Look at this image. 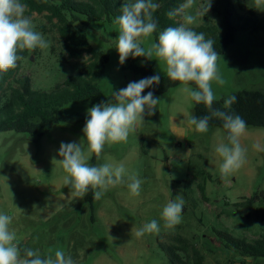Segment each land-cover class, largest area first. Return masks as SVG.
Wrapping results in <instances>:
<instances>
[{"label":"rangeland","instance_id":"obj_1","mask_svg":"<svg viewBox=\"0 0 264 264\" xmlns=\"http://www.w3.org/2000/svg\"><path fill=\"white\" fill-rule=\"evenodd\" d=\"M243 2L259 17H264V6H256L254 0ZM207 3L208 0H195L188 11L194 13ZM213 6L214 0L209 11L189 27L215 24L211 17ZM29 16L34 30L50 44L46 49L26 50L14 81L28 77L33 90L49 93L76 75L80 63L90 56L84 54L81 60H67L58 35L50 29L44 16L36 13ZM178 22H182L180 18ZM42 26L45 31L40 30ZM83 33L91 48L108 58L104 77L96 83L103 96H112V91L142 79L119 62L116 50L119 29L114 22H91ZM152 42H155L154 36L145 40L142 47L147 49ZM150 61L156 75L167 76L163 62L155 57ZM217 66L226 84L220 86L213 82L216 101L243 90L264 89V31L237 32L233 43L220 54ZM183 87L179 85L154 95L160 100L154 114H145L144 121L137 124L127 142L104 146L97 165L123 162L128 172L137 173L143 183L138 197L130 195L127 177L125 183L110 187L100 200L93 199L92 191L94 213L86 196L76 197L64 185L66 173L56 161L61 159L58 151L62 142H81L87 150L83 124L58 123L40 137L1 132L0 213L13 217L10 229L15 230L21 249H39L42 256L48 255L49 249L53 256L55 250L61 249L76 264H170L166 248L174 238L182 237L203 254L204 264H264V258L244 257L225 248L216 235L217 231L227 232L250 243L264 235V221L260 219L264 210V150L253 147L259 143L264 149V128L246 129L240 138L247 150L246 163L222 178L219 172L222 158L215 152L219 143H226L222 129L209 128L206 133L193 130L182 141L173 132L175 125L187 124L192 114L193 101L182 91ZM88 109V103L64 106L71 115H87ZM189 163L211 176L205 184L207 200L201 198L195 184L190 196L178 184L186 180ZM253 195L258 201L247 218L235 204ZM176 196L185 201L181 223L167 229L161 212ZM152 220H157L160 232L137 237L136 231Z\"/></svg>","mask_w":264,"mask_h":264},{"label":"clouds","instance_id":"obj_2","mask_svg":"<svg viewBox=\"0 0 264 264\" xmlns=\"http://www.w3.org/2000/svg\"><path fill=\"white\" fill-rule=\"evenodd\" d=\"M211 2L208 0L206 7L194 13L188 10L193 7L195 0H183L178 7L169 10L167 16L170 19L180 17L182 22L159 31L158 41L152 42L147 49L142 44L158 30V20L154 17L161 6L158 0H124L114 23L119 29L116 50L120 64L129 56L150 60L155 57V60L164 63L167 77L184 85L182 91L196 104H204L209 112L202 118L189 117L187 124L190 127L194 126L196 132L206 133L211 119L223 122L227 142L219 143L215 152L222 158L219 172L224 178L246 163L247 150L242 147L240 138L247 124L241 116L231 111L237 99L235 95L224 99L223 110L213 106L216 100L213 82L220 86L226 84L217 66L220 54L214 48L213 39H206L203 32L189 27L209 11ZM254 4L264 6V0H254ZM27 11L28 6L22 0H0V73L17 66V62L22 59L18 53L49 47L50 42H46L43 35L34 30L33 20L26 15ZM159 82L158 74L130 82L125 88L112 91V101L89 108L88 119L82 130L86 151L81 142L61 143L58 151L61 159L56 161L66 173L64 185L70 187L76 197L82 199L91 189L93 199L100 200L110 187L125 183V177L130 195H140L143 181L137 173H129L123 162L90 165L88 161L92 154L99 158L106 144L127 142L137 124L144 121L145 114H154L159 98L154 97L151 91L146 95H142V92ZM189 84H194L195 89ZM253 147L264 150L259 143ZM184 203L183 197L176 196L165 204L161 212L165 228L171 229L181 223ZM12 221L11 215L0 213V264H76L71 255H66L61 249L55 250L54 256L51 249L46 256H42L39 249H21L15 230L10 229ZM159 232V223L152 220L138 229L136 236Z\"/></svg>","mask_w":264,"mask_h":264},{"label":"trees","instance_id":"obj_3","mask_svg":"<svg viewBox=\"0 0 264 264\" xmlns=\"http://www.w3.org/2000/svg\"><path fill=\"white\" fill-rule=\"evenodd\" d=\"M22 2L28 6L26 15L36 13L44 16L50 29L58 35L67 60H81L84 54L90 57L80 63L76 75L68 77L49 93L33 90L28 77L14 81L20 60L14 69L0 73V133L14 131L40 137L58 123L85 125L87 115L68 114L64 106L69 103H88L91 108L101 102L112 101V96H103L96 86V83L104 77L108 58L102 52L91 48L83 30L94 21L114 22V18L120 15L119 10L124 2L119 0H22ZM158 2L161 6L154 13V17L158 20V30L153 34L155 42L158 41L159 31L169 26H178L180 17L170 19L167 12L178 7L183 0H158ZM211 17L215 24L201 25L193 29L203 32L206 39H213L214 48L219 54L226 52L237 32L264 31V17H259L243 0H214ZM40 30L45 31V27H40ZM18 54L23 59L26 57V50ZM138 61H142L143 64H139ZM124 68L140 75L142 79L156 75L154 65L148 58L129 56L124 62ZM179 85H181L179 82L171 81L167 76H160L159 84L146 88L142 95H146L149 91L153 92V95H160ZM189 85L196 87L194 84ZM232 95L237 99L231 106V111L246 121L247 128H264V89L243 90ZM223 102L224 100H215L213 106L223 110ZM205 115H209L206 106L193 101L191 116L202 118ZM209 128L222 129L226 141L227 131L223 128L222 121L211 119ZM97 163L98 158L93 154L89 164L97 165ZM197 179H201V182L196 183ZM208 179H211V176L203 168L193 167L189 163L186 180L178 184L184 186L186 196L192 195L194 191L192 185L195 184L201 198L207 200L205 184ZM91 193L92 190L89 189L86 200L90 202L91 212L94 213ZM256 201L258 198L253 195L235 206L242 208L244 216L249 218ZM260 219L264 221V210L260 213ZM216 235L225 248L241 256L264 258V235L252 243L235 238L227 232L217 231ZM166 251L170 264H204L203 254L182 237L174 238Z\"/></svg>","mask_w":264,"mask_h":264},{"label":"crops","instance_id":"obj_4","mask_svg":"<svg viewBox=\"0 0 264 264\" xmlns=\"http://www.w3.org/2000/svg\"><path fill=\"white\" fill-rule=\"evenodd\" d=\"M193 130H194L193 127H190L188 124H182V123L175 125V127L173 128V132L177 137L178 141H182L185 138L191 136Z\"/></svg>","mask_w":264,"mask_h":264}]
</instances>
